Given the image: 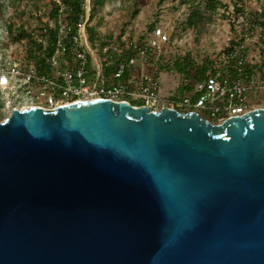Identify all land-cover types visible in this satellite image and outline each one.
I'll return each mask as SVG.
<instances>
[{"label":"water","instance_id":"water-1","mask_svg":"<svg viewBox=\"0 0 264 264\" xmlns=\"http://www.w3.org/2000/svg\"><path fill=\"white\" fill-rule=\"evenodd\" d=\"M0 264H264V109H12Z\"/></svg>","mask_w":264,"mask_h":264},{"label":"built area","instance_id":"built-area-1","mask_svg":"<svg viewBox=\"0 0 264 264\" xmlns=\"http://www.w3.org/2000/svg\"><path fill=\"white\" fill-rule=\"evenodd\" d=\"M85 8L84 20L78 32H74L65 24L61 14L63 6H59V16L51 23L56 29V48L40 64L51 70L50 75L32 63L24 65L22 57L0 69V89L10 96L17 91L40 99L42 104L34 106L45 110L76 101L102 99L147 107L154 112L193 111L206 120L211 118L215 124L264 109V0H232V9L227 12L232 35L226 46L229 48L232 43V50L225 55L224 49L221 57L222 60L232 57V79L222 76L215 66L216 72L209 71L196 83L193 97L160 93V71L150 60L157 59L171 42L167 26L163 24L155 25L149 37L133 45L135 54L120 62L112 74L113 81L106 82L103 67L107 63L98 58L85 31L90 17L89 0ZM36 38L45 44V38ZM67 44L71 46L72 59L66 58ZM110 47L113 52H120L118 45L111 43ZM103 51L107 53L106 48Z\"/></svg>","mask_w":264,"mask_h":264},{"label":"trees","instance_id":"trees-1","mask_svg":"<svg viewBox=\"0 0 264 264\" xmlns=\"http://www.w3.org/2000/svg\"><path fill=\"white\" fill-rule=\"evenodd\" d=\"M15 2L21 3V0H14ZM87 0H38L37 4H47L48 9L45 13L43 5L26 11L21 9L19 6L14 11L17 12L19 17L29 15L31 18H35L36 22L30 27H19L16 31L14 23L4 24V41L11 40H22L24 43L23 58L25 59L24 65L34 64L41 72L47 75L51 74V70L42 68L40 64L45 57L50 56L54 53L57 44L56 29L52 27L51 23L55 22L59 16V6H63L61 14L63 15L65 24L70 27L74 32H78L79 24L84 20L85 7ZM108 0H89L90 6V17L86 24L85 31L88 42L92 49L96 52L98 58L107 66L104 68L106 82L113 81L112 74L116 70L118 64L123 62L129 56L135 54L133 49L134 44H140L144 40V37H139L136 40L133 37L126 35L127 31L125 27L123 29H112L109 32L104 31L103 26L106 19L102 14H98V9L103 8ZM201 3L186 19V26L191 31L194 37V42L197 44L195 50H188L183 53L171 54L166 60L161 58H151L150 63L159 70L158 64L162 63V66L168 72H173L179 76L180 85L178 86L179 94L176 96L181 97H193L194 87L196 83L202 81L209 71L216 72L215 66H218V70L222 76H229L232 79V57H227L224 60H220L219 63L211 60L209 55L202 53L199 49V40L203 36L205 27L212 23L213 15L219 8L226 9V5L218 3L216 0H200ZM138 2L139 0H124L120 2L121 8L118 10L128 11L130 17H134L138 13ZM4 7V1L0 0V8ZM40 8L42 12H39ZM39 12V15H38ZM46 18V19H45ZM45 19V20H43ZM95 23H91L92 21ZM154 28L153 25H149L147 30L151 32ZM36 36L45 38V44H41ZM134 39V40H133ZM114 43L119 46L120 52H113L110 44ZM131 43V44H130ZM66 58L72 59L73 53L71 46L67 44ZM106 48V52L103 50ZM232 50V43L229 48H225L224 54ZM107 54V57H106ZM105 61V62H104ZM103 64V65H104ZM160 71V70H159ZM39 105V104H37ZM2 102L0 101V108ZM214 122V120H212Z\"/></svg>","mask_w":264,"mask_h":264},{"label":"rangeland","instance_id":"rangeland-1","mask_svg":"<svg viewBox=\"0 0 264 264\" xmlns=\"http://www.w3.org/2000/svg\"><path fill=\"white\" fill-rule=\"evenodd\" d=\"M3 1L4 7L0 8V69L5 67L8 63L17 62L19 59H22L23 55H26L23 51L25 41L18 39L4 41L5 30L2 26V22L4 24L14 23L15 29L18 31L19 27H30L36 19L31 18L29 15L19 17L14 9L20 6L21 9L29 11L33 9L35 5H37V7L43 5V12L38 8L40 13H45L48 9L47 4H37L38 0H21V3L15 2L14 0ZM216 1L222 5H226L227 8L224 9L221 7L213 15V21L205 27L203 36L200 37L198 45L202 53L207 56L209 55L211 60L219 63L222 53L228 44L227 39L230 34L232 35L231 21L227 14V12L230 13L232 9V0ZM87 2L88 0L86 3ZM120 2L121 0H108L104 9H98V14H102L104 19H106L103 26L104 31L109 32L112 29H123L125 27L127 31L126 35L136 40L139 37H149L150 32L147 30L149 25L155 26L163 24L167 26L171 35V42L157 58H161V60L168 59L172 53H183L197 48L193 34L186 26V19H188L191 12L199 6L201 3L200 0H139L137 6L138 13L133 18L129 16V12L126 10H120L118 12L121 8ZM91 23L93 24L95 21L93 20ZM158 67L160 70V93L179 94V76L173 72L166 71L161 62L158 64ZM32 97L31 95H26L17 91L14 96H10L7 94L6 90L0 89V101L2 102L0 108V122L4 121L9 116L13 108L23 109L32 107L38 103L42 104L40 99L36 100ZM201 115L204 114L201 113ZM207 119L212 122L211 118L208 117Z\"/></svg>","mask_w":264,"mask_h":264}]
</instances>
